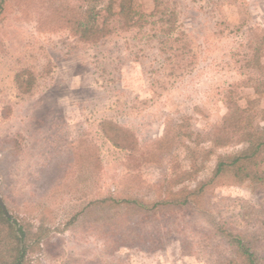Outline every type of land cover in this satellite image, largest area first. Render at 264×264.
Listing matches in <instances>:
<instances>
[{
    "label": "rangeland",
    "instance_id": "obj_1",
    "mask_svg": "<svg viewBox=\"0 0 264 264\" xmlns=\"http://www.w3.org/2000/svg\"><path fill=\"white\" fill-rule=\"evenodd\" d=\"M165 1L172 29L165 14L131 27L115 16L95 41L78 33L88 7L100 27L119 0L3 3L0 264H244L235 236L264 264V146L245 163L253 178L226 170L211 181L220 158L249 145L221 127L227 96L251 103L262 133L264 90L245 60L259 45L264 69V0ZM131 3L133 19L153 9ZM102 120L133 148L113 145Z\"/></svg>",
    "mask_w": 264,
    "mask_h": 264
},
{
    "label": "trees",
    "instance_id": "obj_2",
    "mask_svg": "<svg viewBox=\"0 0 264 264\" xmlns=\"http://www.w3.org/2000/svg\"><path fill=\"white\" fill-rule=\"evenodd\" d=\"M6 0H0V11L3 8V3ZM132 0H119V9L118 11L114 12L111 10V4L108 3L105 8V15L102 19V24L100 27H96L94 25L95 16L98 10H95L94 6H89V11H95L89 23H85L86 25L78 29V33L83 37L87 38L88 40L95 41L100 37L107 35L110 32V23L111 19L115 16L118 17V20L122 22V25L125 27H131L132 25L140 22V21H148L147 17L158 16V18L162 15H166L167 18L165 19L167 24H169L168 30L174 27L173 23V15L174 11H168V5L165 0H152L153 1V9L150 13H139L136 19L134 18L135 12L132 9ZM83 25L82 21H78L77 26L80 27ZM245 67L252 71V76L250 77V81L253 82V89L255 92L264 90V69L260 63V46L253 47L249 53V56L245 60ZM15 83L17 88L20 92H27L31 88V76L27 72L19 71L15 74ZM230 96V95H229ZM227 114L225 115L221 127L223 129H230L229 125L232 124L233 131L236 133H240L243 137V141L249 142L248 146L235 152L234 154L222 157L218 160L213 176L211 181H213L218 175L222 174L226 170H231L233 175L238 178H243V176H247V178H253L254 175L248 171L245 166V163L248 162L250 159H254L258 154L260 148L264 146V125L261 128L262 133L261 135H256L251 130V123L254 120V114L250 113V105L249 102L248 106L245 108L240 107L236 104V102L227 96ZM262 113V121L264 123V110H260ZM100 128L103 134L112 142L113 145L117 147L127 146L128 148H133V144H136V141H133L129 134L124 132V129L116 123L111 122L110 120H102L100 122ZM71 150L73 151V164L75 165L77 156H80V152L76 146H72ZM87 162L90 164L91 161L97 159V157H91L89 155ZM256 174V173H255ZM260 178V176H259ZM110 199L103 197L101 200H97L96 202L103 204L109 201ZM117 205H122L123 202H128V199H111ZM175 202L185 203L186 199H177ZM93 201L89 202V207H91ZM148 207L149 205H145ZM79 212L78 214H80ZM78 214H75L74 217H77ZM77 215V216H76ZM0 216H4L3 212L0 210ZM5 221L8 223V218L5 217ZM20 229V228H19ZM21 232V237L23 235V231ZM16 234V233H15ZM15 236V235H14ZM14 238H17L16 236ZM233 243L235 245V249L237 252L238 257L243 258L244 264H262L260 263V259L254 251L250 250V246L248 244L243 243V240L238 236L233 237ZM248 243V242H247ZM250 244V243H249ZM233 261H229L228 264H233ZM16 264V263H14Z\"/></svg>",
    "mask_w": 264,
    "mask_h": 264
},
{
    "label": "water",
    "instance_id": "obj_3",
    "mask_svg": "<svg viewBox=\"0 0 264 264\" xmlns=\"http://www.w3.org/2000/svg\"><path fill=\"white\" fill-rule=\"evenodd\" d=\"M0 204L2 205V203L0 202Z\"/></svg>",
    "mask_w": 264,
    "mask_h": 264
}]
</instances>
